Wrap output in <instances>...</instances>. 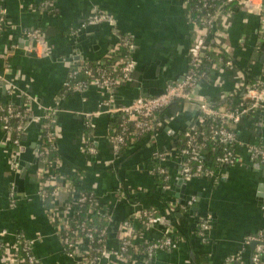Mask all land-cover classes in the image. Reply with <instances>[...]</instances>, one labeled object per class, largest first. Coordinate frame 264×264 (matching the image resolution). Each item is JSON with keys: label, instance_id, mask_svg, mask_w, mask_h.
<instances>
[{"label": "crops", "instance_id": "0c3cea01", "mask_svg": "<svg viewBox=\"0 0 264 264\" xmlns=\"http://www.w3.org/2000/svg\"><path fill=\"white\" fill-rule=\"evenodd\" d=\"M0 1L7 10V22L0 26V104L19 108L25 103L21 96L26 95L25 108L35 117L43 115L42 108L57 105L52 129L59 163L54 171L72 180L76 188L92 191L111 211L107 248L118 249L121 225L134 211L156 209L159 223L146 231L143 240L159 239L170 228L180 236L175 250L158 251L149 264H228L232 258H237L235 264H251L255 246L246 244L247 238L264 233L262 165L240 148L239 162L214 169L216 177L182 182L179 148L184 131L197 119V104L174 103L160 113L149 134L116 154L110 138L117 115L98 113L108 94L96 88L70 91L64 87L72 63L97 64L122 35L134 41L135 70L131 83L115 88L116 106L160 95L178 83L187 73L192 42L184 0H53L49 8H42L44 0ZM262 9L264 0L248 1L223 16L220 30L210 38L209 46L220 49L234 63L228 68L215 66L200 82L199 96L211 104L220 107L229 100L237 106L246 85L257 78L264 80ZM97 10L112 15L116 25L82 26ZM35 30L43 34L40 42L26 36ZM9 82L16 84L21 96H9ZM26 126L19 154V169L29 164L24 175L12 170V146L0 128V231L7 233L11 256L16 255L11 246L23 239L32 243L40 264H80L60 242L61 223L48 211L55 205L39 197L40 148L38 155L34 149L38 143L41 147L43 124L30 118ZM86 132L96 154L86 149ZM237 135L242 143L264 145V114L246 118L237 127ZM162 153L164 162L158 156ZM159 166H165L171 176L169 192L156 174ZM192 197L194 204L181 210L179 204ZM59 200L67 202L65 192ZM206 219L210 231L202 240L197 231ZM0 264L16 263L0 254Z\"/></svg>", "mask_w": 264, "mask_h": 264}, {"label": "built area", "instance_id": "2783aa9c", "mask_svg": "<svg viewBox=\"0 0 264 264\" xmlns=\"http://www.w3.org/2000/svg\"><path fill=\"white\" fill-rule=\"evenodd\" d=\"M250 0H198L195 10L203 12L202 16L192 17L188 6L190 0H184L187 7L188 18L191 27L192 42L189 48V66L187 73L178 82L169 85L160 95L151 97H139L129 105L116 106L113 92L116 87L133 81L135 62L132 58L134 41L129 35H122L114 44L111 50L94 66H90L85 61L72 63L68 67V76L64 82L67 90H86L96 88L108 94L107 100L99 105L98 113H108L121 117L120 130L110 138L112 148L116 154L131 141L149 134L156 126L158 113L171 107L176 102L197 104L199 114L195 122L184 131V142L179 148L181 157V174L185 182L192 181L200 177H216V171L210 167L206 146L215 145L221 156L215 159L221 167L233 166L239 162L238 149L244 148L250 160L255 161L264 167V145H254L242 143L237 135V127L248 117L260 116L264 114V80L257 78L253 83L246 85L241 102L239 104L213 107L203 96L195 95L194 92L200 88V82L205 74L202 67L205 61H214L210 52L219 54L213 64L221 65L225 68L233 67V61L225 56L220 49L211 48L209 40L211 32L221 22L219 16L226 5L237 2L240 6L247 5ZM210 2L214 9L210 10ZM215 3V4H214ZM53 0H44L42 8L51 7ZM229 11L227 14H231ZM226 14V15H227ZM7 22V10L0 1V23ZM107 23L116 25V19L104 12L96 11L89 15L82 26H92ZM32 42H40L43 34L40 30H35L26 35ZM261 45L264 53V9L261 12ZM12 48H16L14 45ZM124 52V53H123ZM9 96L20 95V89L14 83L9 82ZM21 96V95H20ZM28 104L29 97L21 96ZM16 107L13 104H0V128L5 135V142L12 146L11 167L17 172L20 167L19 154L22 146L21 138L26 132L28 120L42 123L44 127V138L41 142L39 161L40 186L39 197L45 203H52V208L48 209L52 219L61 223L59 238L65 252L74 259H78L80 264H131L142 260L144 264H149L158 251H172L178 247L179 237L175 235V230L170 228L164 235L156 240L145 241L144 235L147 230L159 223V217L153 209H137L130 218L121 225L119 237V247L115 251L107 248V229H97L86 225V223H74L70 217L76 213L75 205L89 203L88 216L95 213L94 193H81L74 201L63 203L59 200L60 195L65 192L68 196L74 195L76 187L72 180L61 178L54 169L58 166V158L48 160L50 152L55 151V137L52 129L55 115L58 112L57 105L42 108L43 115L32 116L27 110L26 104ZM86 149L90 154H96V148L92 141L84 137ZM159 159L164 162L165 154H159ZM158 174L163 175V189L167 192L172 190L171 176L165 166H159ZM13 196V193H12ZM77 196V194H76ZM195 202L192 197L180 203L179 208L187 211ZM101 219L109 223L112 214L103 213ZM139 224V229L136 223ZM210 231V221L203 220L198 227V237L205 240ZM7 233L0 231V254L8 261L16 264H40L32 251V243L23 241L26 252L24 257L18 256L21 239H17L16 244L11 247L16 252L15 256L10 255V245L6 242ZM20 240V241H18ZM23 240V239H22ZM139 242L145 248H141ZM255 244L251 264H264V233L247 238L246 244ZM99 245V246H97ZM237 258H232L228 264H235Z\"/></svg>", "mask_w": 264, "mask_h": 264}, {"label": "trees", "instance_id": "16d2710c", "mask_svg": "<svg viewBox=\"0 0 264 264\" xmlns=\"http://www.w3.org/2000/svg\"><path fill=\"white\" fill-rule=\"evenodd\" d=\"M198 0H190V3H189V6H188V10L190 9L191 13H192V17L195 18V17H199V16H202L203 15V12H198L195 10V7L196 4H197ZM210 10L213 11L215 10L214 9V6H213V3L210 2ZM215 4V3H214ZM49 8V7H48ZM240 8V5L235 2V3H231L229 5H226L224 7V9L221 11L220 13V16H219V19L218 21L220 20L221 18V15H226L227 13H229V11H235V10H238ZM220 30V25L218 24L216 26V28L214 30H212L211 32V38H213L216 34L217 31ZM211 40V39H210ZM211 45V41H210V44ZM211 48L213 49L214 46L212 45ZM124 53V52H123ZM210 55L211 57L214 59V61H205L203 67H202V72H204L205 77L207 76H210V74L212 73V70H213V64L214 62L217 60L216 58L219 56V54H215L213 52H210ZM90 66H94L91 62L88 63ZM225 104V103H224ZM226 105H229V100L227 101ZM213 107H219L218 105L216 104H212ZM163 111V110H162ZM160 111L157 115L159 116L160 113L162 112ZM121 117L120 116H117V119L115 121V126H114V129L111 131L112 133V136L115 134L116 131H119L120 130V125H121ZM111 136V137H112ZM86 139H90L89 137V133L86 132V135H85ZM184 142V140H183ZM206 151H207V154H208V157L210 159V167L212 169H218L220 168L221 166L215 162V159L219 156H221V151L215 147V145H212V144H208L206 146ZM58 157L56 151H52L49 153L48 155V160H53V159H56ZM41 164V163H40ZM41 166V165H40ZM158 175V177L161 179V182L163 183L164 185V177L163 175H160L158 173H156ZM81 193H86V194H89L92 193V191H88V190H83L81 189L80 187L79 188H76L75 190V196L74 195H70L68 196V201H74L77 199L78 195L81 194ZM77 194V196H76ZM95 200V213L93 215H90L88 216V209H89V203H85V204H76L75 205V212L74 215L72 217H70V221L74 222V223H86V225L88 226H91V227H94V228H97V229H107L108 227V223L104 222L102 219H101V216L103 215V213H109L111 214V211L109 209H105L101 204L100 202L98 201V198H94ZM46 203H49L48 201L45 202ZM155 214L157 216H159V212L156 210V209H153ZM175 235L177 237H179V232H177L175 230ZM138 244L141 245V248H145V246L143 245V243L139 242ZM99 246V245H97ZM24 248V244H23V240H21L20 242V247H19V253H18V256L20 257H24L26 255V252L23 250Z\"/></svg>", "mask_w": 264, "mask_h": 264}, {"label": "water", "instance_id": "95a60500", "mask_svg": "<svg viewBox=\"0 0 264 264\" xmlns=\"http://www.w3.org/2000/svg\"><path fill=\"white\" fill-rule=\"evenodd\" d=\"M0 26L2 27V26H4V24H1L0 23ZM194 94L195 95H198L199 94V88H197L196 90H195V92H194ZM40 126V128H42V125H39ZM39 148H40V144L38 143L36 146H35V155H38V151H39ZM28 166H29V164H24V165H22L21 166V168L19 169V173L21 174V175H24L25 173H26V171H27V169H28ZM182 182H184V180H183V178H182ZM180 183H181V181H180ZM161 221H165V219H162ZM255 246V244L253 243L252 244V247H254Z\"/></svg>", "mask_w": 264, "mask_h": 264}]
</instances>
